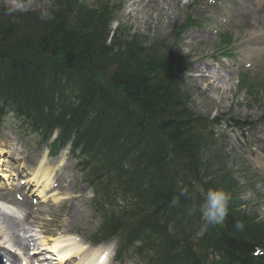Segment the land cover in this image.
I'll return each instance as SVG.
<instances>
[{
  "label": "trees",
  "instance_id": "obj_1",
  "mask_svg": "<svg viewBox=\"0 0 264 264\" xmlns=\"http://www.w3.org/2000/svg\"><path fill=\"white\" fill-rule=\"evenodd\" d=\"M110 13L106 2L43 19L11 13L0 23V124L11 111L44 139L58 128L59 146L74 136L72 153L100 220L98 241L120 238L119 255L131 246L147 264H209L191 243L202 224L199 211L189 214L202 203L199 185L231 196L225 226L200 240L217 253L212 264H264V224L244 213L230 179L208 178V164L198 174L213 125L187 108L177 83L186 67L172 48L164 59L147 58L160 44L143 43L145 53L135 47L134 54L122 36L108 44Z\"/></svg>",
  "mask_w": 264,
  "mask_h": 264
},
{
  "label": "rangeland",
  "instance_id": "obj_2",
  "mask_svg": "<svg viewBox=\"0 0 264 264\" xmlns=\"http://www.w3.org/2000/svg\"><path fill=\"white\" fill-rule=\"evenodd\" d=\"M70 2L72 3L65 0H0V23L4 22L11 13L33 16H43L47 13L49 16L59 9L65 10L68 14L83 8L85 11L93 12L100 10L107 2L111 8V17H106L109 23L104 32V34L109 32L108 44L112 38L116 42V37L122 36L120 39L127 42L126 48L129 49V53L134 54L135 47L142 52L145 51L142 48L143 43L146 49L160 43V47L156 52L151 53V56L144 52L149 59H154L153 56L164 59L167 54L163 52L166 53L168 48L172 47L173 60L178 58L189 65L184 72L180 71L177 75L181 93L188 98V110L195 116L209 121L216 120L219 125L214 128L211 139L208 140V147L201 151L204 162L198 174L206 171L208 164V178L217 174L225 180L230 179L233 182L230 185H234L233 191L242 202L244 213L257 218L256 224L259 223L258 220H264V145L261 144L263 141H260L264 139V123H262L264 122V29L260 27L263 23L260 16L264 10L261 8L264 0H75ZM197 2V8L192 9V5ZM62 3L64 5L61 8ZM20 4L23 5L22 10L18 8ZM188 16L198 21V25L188 28L179 38L174 39L172 36L174 28L181 27ZM223 35L232 39L234 58L221 57ZM244 73H247L250 79L247 85L242 87L240 81ZM101 74L100 72L99 77ZM100 85L107 86L105 82H100ZM235 122L246 123L249 126L241 131L234 127ZM24 132L25 130L15 122H7L1 129L0 189L5 184L4 175L11 174L6 173L8 170L12 173L16 172L18 164L21 163L30 171L33 166L28 162L32 160L35 163L42 153L41 143L31 136H26ZM9 150L10 154H7L6 151ZM19 171L24 174L21 169ZM21 173L20 176L16 174L10 190L3 189L7 194L12 192L13 203L18 205L21 202L15 200L14 195L21 194L16 189L21 187L18 182L25 180V177H21ZM189 173L197 174L193 171ZM54 175L56 197L46 196L44 192V197L35 198L36 190L28 186L25 190L20 189L28 196L26 197L30 209L28 215L26 214L20 221L15 219L20 214L18 212L13 217L0 214L1 243L19 250L13 246L18 237L19 242L26 246L23 250L26 253L28 246L40 249L50 247L52 242H47V246L43 244L53 238L59 241L57 250L62 251L73 247L70 234H76L84 239L91 237L95 229V220L91 217L90 211L92 195L80 182L74 163L68 162L57 167ZM0 193H3L2 190ZM31 200H33L32 204ZM20 212L24 214L23 211ZM11 222L16 224L17 232L13 227L11 229L8 226ZM202 226L204 227V224ZM1 227L7 228L8 241L3 238L5 233ZM212 228L213 225L201 228L198 236L200 238L202 234L208 236ZM41 253L56 259L55 253L47 254L45 250ZM2 254L4 255L3 251L0 256L5 261L6 258L4 256L2 258ZM75 256L77 257L71 260V264L84 262L81 260L83 254ZM55 262L52 263L57 264V261ZM31 263L35 262L31 261ZM108 264L119 263L111 257ZM121 264L132 263L126 260Z\"/></svg>",
  "mask_w": 264,
  "mask_h": 264
},
{
  "label": "bare ground",
  "instance_id": "obj_3",
  "mask_svg": "<svg viewBox=\"0 0 264 264\" xmlns=\"http://www.w3.org/2000/svg\"><path fill=\"white\" fill-rule=\"evenodd\" d=\"M262 7L264 8V6H262ZM261 15L262 16H260V18L263 19V21H262L263 23H261L260 27H261V29H264V10H263V12H261ZM260 141H263V142H261V144L264 145V139L260 140ZM10 150L6 151V153L10 154L9 153ZM61 155L59 158H57V160H58L57 167H61L63 165V161L65 160L64 159L65 154H61ZM44 160H46V154L45 153H43V155L40 157V159L37 160V162L33 166L34 167L33 171L27 172V175L30 176V179L25 181L24 184H28V185L31 184V186H33L36 189V191H38L40 189L39 194H38L39 197H44L45 196L44 192H47V191H50V193L48 195L46 194L47 196L56 197L57 196L56 190L51 189V187H52V185L54 186V181H56L55 177L53 176V172L55 171V169L57 167H56V165H51L50 167L45 165ZM29 164H33V161H29ZM9 171H11V170H8L6 173H11V177H14V174L12 172H9ZM4 178L8 180L10 178V176L4 175ZM5 186L7 187V190L10 189L9 185H5ZM0 191H1V189H0ZM18 191L21 194H19V199L17 198L16 200H18L21 203L19 205L17 204L16 206L20 211L24 212V217H25L26 214L28 215L30 213L29 202L25 199V195L20 191V189ZM15 198H16V196H15ZM0 199L2 201H6V200H9L11 202L13 201L10 194H6L4 192L0 193ZM43 201H45V200H43ZM4 204H5V206H8V207H4L7 210H9V211L13 210L10 207L12 205L6 204V203H4ZM12 223L13 222L8 223V226L10 228L13 227L14 229L13 228H11V229H13L14 231L17 232L18 228H17V226H15L16 224H14V223L12 224ZM1 229L5 233V236L3 238L6 241H8L9 235L6 234L7 228L1 227ZM71 237H72L71 241L73 242L74 249H71V250L66 249L63 252L59 253V251L57 250L59 248V246H58L59 242L55 241L53 243L52 247L42 248L40 251L47 250V251H50L49 253H55L57 260H53V261H58L59 264H70L71 259L74 258L72 256L74 250L76 251L77 255L81 253V254L86 256V260H85L84 264H101V261H100L101 257L104 256V254L108 255V253H109L108 249L110 246H99L96 248H92V247H89L86 243L82 242L79 238H77L75 236H71ZM15 240H17V242H16L17 244L14 243V241H13L12 242V243H14L13 246L17 247L18 249L23 250L25 248V246H23V244L19 242V238L17 237V239H15ZM47 241L48 240L45 241L43 246H45V245L47 246V244H46ZM0 248H1L0 251H3L5 256H7L10 260H12V261L17 260L18 256L16 253L10 254L7 251V249L8 250L11 249L9 246L0 242ZM38 252L39 251H36L35 253H38ZM107 259L108 258L104 259L103 264H107ZM44 263H46V262H44Z\"/></svg>",
  "mask_w": 264,
  "mask_h": 264
},
{
  "label": "clouds",
  "instance_id": "obj_4",
  "mask_svg": "<svg viewBox=\"0 0 264 264\" xmlns=\"http://www.w3.org/2000/svg\"><path fill=\"white\" fill-rule=\"evenodd\" d=\"M18 8L23 9V5H18ZM48 14L45 13L41 18ZM196 190L202 197V203L199 205L198 209L192 207L189 209V214H194L199 211L201 218L204 222V227L207 228L209 225L222 224L228 215V206L231 199L229 193L225 192L223 189H208L205 190L203 187L197 185ZM179 200L177 197H173L171 204L173 206L177 205ZM236 230H243L244 224L241 221H237L234 224Z\"/></svg>",
  "mask_w": 264,
  "mask_h": 264
},
{
  "label": "snow or ice",
  "instance_id": "obj_5",
  "mask_svg": "<svg viewBox=\"0 0 264 264\" xmlns=\"http://www.w3.org/2000/svg\"><path fill=\"white\" fill-rule=\"evenodd\" d=\"M107 258V254H104V256L101 257V264H103V260Z\"/></svg>",
  "mask_w": 264,
  "mask_h": 264
}]
</instances>
